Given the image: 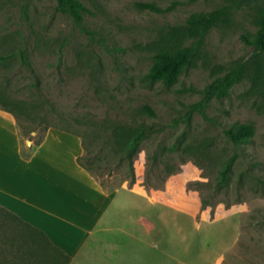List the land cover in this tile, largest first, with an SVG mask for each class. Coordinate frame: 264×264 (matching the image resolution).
I'll list each match as a JSON object with an SVG mask.
<instances>
[{
	"label": "rangeland",
	"instance_id": "374dc122",
	"mask_svg": "<svg viewBox=\"0 0 264 264\" xmlns=\"http://www.w3.org/2000/svg\"><path fill=\"white\" fill-rule=\"evenodd\" d=\"M81 1L78 22L58 0H0V55H10L0 61V107L36 144L76 134L83 166L108 189L161 198L198 221L239 213L240 239L220 264H264V50L244 37L259 29L264 0ZM217 7L226 17L191 34L190 16ZM186 46L193 55L175 82L148 76L159 50ZM237 66L243 77L200 107L208 84ZM242 124L253 134L235 143L226 129ZM19 229L0 210V264H56Z\"/></svg>",
	"mask_w": 264,
	"mask_h": 264
},
{
	"label": "crops",
	"instance_id": "0c3cea01",
	"mask_svg": "<svg viewBox=\"0 0 264 264\" xmlns=\"http://www.w3.org/2000/svg\"><path fill=\"white\" fill-rule=\"evenodd\" d=\"M82 153L80 138L61 130L40 144L23 139L0 107V205L43 230L68 264H220L240 239L239 213L198 221L161 198L108 189Z\"/></svg>",
	"mask_w": 264,
	"mask_h": 264
},
{
	"label": "trees",
	"instance_id": "16d2710c",
	"mask_svg": "<svg viewBox=\"0 0 264 264\" xmlns=\"http://www.w3.org/2000/svg\"><path fill=\"white\" fill-rule=\"evenodd\" d=\"M59 8L65 12H69L72 16L78 21L81 22L83 19V12L87 9L85 4L81 0H58ZM148 6L157 9L158 7L155 4L148 3ZM227 15L226 7H217L210 11H201L193 13L189 20V31L193 35H199L206 33L213 26L221 22ZM245 39L255 44L258 48L264 50V9L262 10L260 17V27L256 33L251 36L244 35ZM193 48L191 46L180 47V48H167L161 49L155 54V63L152 66L148 76L152 80H162L163 82L170 84L175 82L185 66H187L192 58ZM10 55H0V61L7 59ZM24 61L31 65L28 58L23 55ZM244 69L242 66H237L227 72L224 75L218 76L210 84H208L204 97L200 101L199 106L204 107L206 103L211 101V99L222 90L226 91L230 88L236 81L240 80L243 77ZM7 110H11L9 107L1 106ZM254 128L250 124H242L239 126H231L226 129V133L235 143H242L246 141L252 134ZM145 130L141 129L136 132L128 141V149L130 151L134 150L138 143L144 138ZM38 141H36L37 143ZM132 157L131 155H129ZM79 162L87 166L84 161V156L79 157ZM88 168V166H87ZM232 168V159H229L224 168L221 170V179L220 183L225 184L228 180L230 171ZM0 210L5 213L9 219L13 218L17 221L20 226V232H23L22 238L25 240V243L28 244L30 240L37 244L38 246L52 251V258L55 260L56 264H68L70 261V256L66 254L62 249L57 247L49 238V236L40 228L34 226L30 222L24 220L18 216L13 211L0 205ZM145 222L149 225L148 221ZM46 249L45 251H47ZM224 258V257H223Z\"/></svg>",
	"mask_w": 264,
	"mask_h": 264
}]
</instances>
